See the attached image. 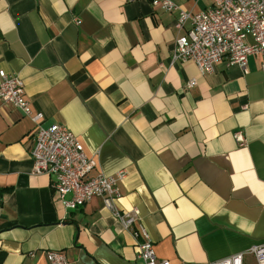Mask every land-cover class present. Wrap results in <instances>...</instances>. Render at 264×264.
<instances>
[{
    "label": "crops",
    "instance_id": "obj_1",
    "mask_svg": "<svg viewBox=\"0 0 264 264\" xmlns=\"http://www.w3.org/2000/svg\"><path fill=\"white\" fill-rule=\"evenodd\" d=\"M173 1L190 13L214 4ZM177 18L152 0H0V70L24 81L43 127L80 139L93 174L125 171L116 206L140 210L159 259L206 264L264 243V71L260 57L210 75L173 63L190 28ZM35 130L0 100V264H51L50 251L68 264H144L102 198L68 210L53 179L34 174Z\"/></svg>",
    "mask_w": 264,
    "mask_h": 264
},
{
    "label": "built area",
    "instance_id": "obj_2",
    "mask_svg": "<svg viewBox=\"0 0 264 264\" xmlns=\"http://www.w3.org/2000/svg\"><path fill=\"white\" fill-rule=\"evenodd\" d=\"M152 5L166 13H177L176 29L190 25L187 33L175 41L173 63H192L203 75H210L223 62L247 72L249 58L260 57L264 71V0H214L212 7L199 13L183 10L173 0H152ZM74 22L77 26L82 23L78 18ZM196 84L192 80L188 87ZM0 100L20 109L36 124L30 153L34 174L53 179L58 199L68 210H77L96 197L102 198L115 220L137 239L138 258L144 264H172L157 257L154 243L141 222L140 210L117 208L119 184L126 177L125 171L93 174L98 163L87 155L80 139L64 125L43 127L44 115L33 109L24 81L4 70H0ZM234 138L240 146L246 144L241 131L234 133ZM247 254L254 257L255 264H264V243L206 264H245ZM47 257L51 264H68L62 251H50Z\"/></svg>",
    "mask_w": 264,
    "mask_h": 264
}]
</instances>
